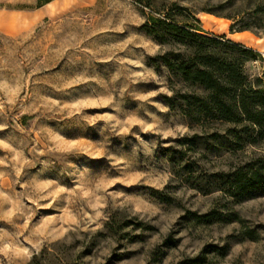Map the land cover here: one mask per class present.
Masks as SVG:
<instances>
[{"label": "rangeland", "instance_id": "1", "mask_svg": "<svg viewBox=\"0 0 264 264\" xmlns=\"http://www.w3.org/2000/svg\"><path fill=\"white\" fill-rule=\"evenodd\" d=\"M36 1L0 0V264H264V195L228 193L264 128L170 109L194 89L151 64L179 47L146 28L251 50L264 92V0Z\"/></svg>", "mask_w": 264, "mask_h": 264}, {"label": "trees", "instance_id": "2", "mask_svg": "<svg viewBox=\"0 0 264 264\" xmlns=\"http://www.w3.org/2000/svg\"><path fill=\"white\" fill-rule=\"evenodd\" d=\"M51 1L37 0L36 8ZM168 20L148 18L147 33L160 44L173 43L179 49L152 58L151 64L166 68L176 82L194 90L164 96L165 104L197 126L220 123L264 128V92L251 90L242 74L243 62L257 55L225 37L222 41L204 36L189 24L178 25ZM246 29L247 25L243 26ZM228 178V193L233 198L255 192L264 195V161L239 168Z\"/></svg>", "mask_w": 264, "mask_h": 264}]
</instances>
